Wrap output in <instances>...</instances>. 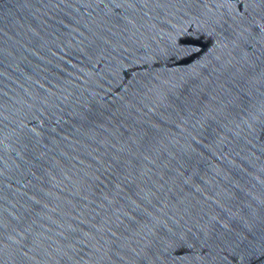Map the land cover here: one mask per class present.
Wrapping results in <instances>:
<instances>
[{
    "label": "water",
    "instance_id": "95a60500",
    "mask_svg": "<svg viewBox=\"0 0 264 264\" xmlns=\"http://www.w3.org/2000/svg\"><path fill=\"white\" fill-rule=\"evenodd\" d=\"M0 264H264V0H0Z\"/></svg>",
    "mask_w": 264,
    "mask_h": 264
}]
</instances>
